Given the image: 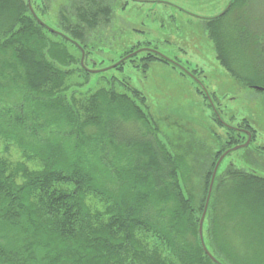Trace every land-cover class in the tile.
I'll return each instance as SVG.
<instances>
[{"label": "trees", "instance_id": "16d2710c", "mask_svg": "<svg viewBox=\"0 0 264 264\" xmlns=\"http://www.w3.org/2000/svg\"><path fill=\"white\" fill-rule=\"evenodd\" d=\"M252 1L205 17V30L231 76L264 93V29ZM31 4L0 0V139L18 151L0 152V264H264V172L222 166L229 152L203 221L215 259L199 233L219 157L248 139L244 129L252 138L243 147L264 150L249 120H224L214 93L197 85L214 148L189 123L163 133L145 90L113 70L138 57L143 70L178 60L138 56L139 45L99 60L114 0ZM235 7L243 10L228 22Z\"/></svg>", "mask_w": 264, "mask_h": 264}, {"label": "rangeland", "instance_id": "374dc122", "mask_svg": "<svg viewBox=\"0 0 264 264\" xmlns=\"http://www.w3.org/2000/svg\"><path fill=\"white\" fill-rule=\"evenodd\" d=\"M114 2L111 36L105 43H101L98 37L96 43L99 60H103L104 64L111 63L128 48L139 45L142 49L138 56L154 50L178 60L180 64L171 61L172 66L156 59L143 70L139 60L141 57H138L136 62H126L123 70H113L120 79L134 81L145 90L147 104L154 116L160 119L158 125L163 133L176 131L174 127L179 126L176 124L186 126L189 123L197 138L210 141L211 148H214V142L209 138L212 137L209 134L212 109L205 96L197 90V85H200L214 93L224 120L235 125L247 118L256 129L253 145H264V93L231 76L219 62L214 43L205 30V17L223 12L230 0ZM250 8L261 16L260 27L264 29V0H253ZM242 10L235 7L230 12L228 22L230 18L234 20ZM181 65L186 70H195L201 81L190 72H182L184 69ZM222 131H225L224 128ZM1 141L0 152H5ZM257 148L250 146L231 150L222 166L234 162L243 167L251 165L264 172V150ZM5 153L15 158L18 151L15 152L12 147L11 151ZM250 153L251 157L256 156L257 162L252 163L247 157Z\"/></svg>", "mask_w": 264, "mask_h": 264}, {"label": "water", "instance_id": "95a60500", "mask_svg": "<svg viewBox=\"0 0 264 264\" xmlns=\"http://www.w3.org/2000/svg\"><path fill=\"white\" fill-rule=\"evenodd\" d=\"M232 1H233V0H230L228 6L226 7V9H225L223 12H225V11L230 7ZM28 2H29V7H30V9L33 11L34 9H33V6H32V4H31V0H28ZM223 12H221L220 14H222ZM51 29H52V28H51ZM259 88H262V87H259ZM244 130H245V131L247 132V134H248V139H247L244 143L237 144V145H235V146H233V147L227 149V150H226V151H225V152L219 157V159H218V161H217V163H216V165H215V168H214V171H213V174H212V177H211V182H210V185H209V189H208V194H207V197H206L205 206H204V209H203V214H202V217H201V219H200L199 233H200L201 238H202L203 247H204L206 253L209 254L213 259H215L214 256L212 255V253L208 250V248H207V247L205 246V244H204V240H203V221H204V217H205V214H206V211H207V208H208V204H209V200H210V195H211L212 186H213L214 178H215V175H216V171H217V169H218V166H219V164H220L222 158H223L228 152H230L231 150H235V149L241 148V147H243V146H246V145H248V144L250 143V141H251V138H252L251 131L248 130V129H244Z\"/></svg>", "mask_w": 264, "mask_h": 264}, {"label": "flooded vegetation", "instance_id": "af4514ba", "mask_svg": "<svg viewBox=\"0 0 264 264\" xmlns=\"http://www.w3.org/2000/svg\"><path fill=\"white\" fill-rule=\"evenodd\" d=\"M242 129H244V128H242Z\"/></svg>", "mask_w": 264, "mask_h": 264}]
</instances>
